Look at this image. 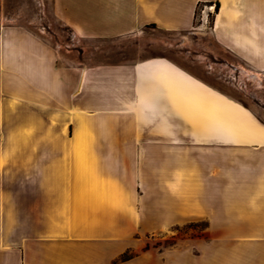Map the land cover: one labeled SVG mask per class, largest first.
Masks as SVG:
<instances>
[{"label":"crops","instance_id":"0c3cea01","mask_svg":"<svg viewBox=\"0 0 264 264\" xmlns=\"http://www.w3.org/2000/svg\"><path fill=\"white\" fill-rule=\"evenodd\" d=\"M210 35L264 78V0H50L84 41ZM0 27V264H264V123L169 58L89 65ZM75 59V56H73ZM204 224L157 252L148 235Z\"/></svg>","mask_w":264,"mask_h":264},{"label":"rangeland","instance_id":"374dc122","mask_svg":"<svg viewBox=\"0 0 264 264\" xmlns=\"http://www.w3.org/2000/svg\"><path fill=\"white\" fill-rule=\"evenodd\" d=\"M198 6L194 29L189 32H166L148 28L133 36L113 40L84 41L52 15L50 0H0V27L17 26L39 35L57 50L61 57L89 65L136 62L164 57L189 67L194 75L218 87L250 108L264 123V78L251 74L228 53L220 49L210 35L215 8ZM75 56V59H73ZM204 224L175 228L170 232L148 235L146 248L161 252L182 239H196ZM137 255L126 251L114 263L127 262Z\"/></svg>","mask_w":264,"mask_h":264},{"label":"trees","instance_id":"16d2710c","mask_svg":"<svg viewBox=\"0 0 264 264\" xmlns=\"http://www.w3.org/2000/svg\"><path fill=\"white\" fill-rule=\"evenodd\" d=\"M218 11V5H215V12Z\"/></svg>","mask_w":264,"mask_h":264},{"label":"built area","instance_id":"2783aa9c","mask_svg":"<svg viewBox=\"0 0 264 264\" xmlns=\"http://www.w3.org/2000/svg\"><path fill=\"white\" fill-rule=\"evenodd\" d=\"M212 10V7H209V11H211Z\"/></svg>","mask_w":264,"mask_h":264},{"label":"bare ground","instance_id":"6f19581e","mask_svg":"<svg viewBox=\"0 0 264 264\" xmlns=\"http://www.w3.org/2000/svg\"><path fill=\"white\" fill-rule=\"evenodd\" d=\"M209 9V8H208Z\"/></svg>","mask_w":264,"mask_h":264}]
</instances>
